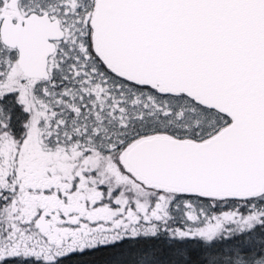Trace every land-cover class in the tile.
I'll return each instance as SVG.
<instances>
[{
	"label": "snow or ice",
	"instance_id": "obj_1",
	"mask_svg": "<svg viewBox=\"0 0 264 264\" xmlns=\"http://www.w3.org/2000/svg\"><path fill=\"white\" fill-rule=\"evenodd\" d=\"M0 264H264V0H0Z\"/></svg>",
	"mask_w": 264,
	"mask_h": 264
}]
</instances>
